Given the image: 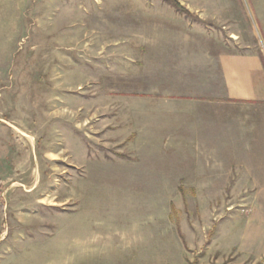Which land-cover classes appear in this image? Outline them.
<instances>
[{
    "label": "rangeland",
    "instance_id": "rangeland-1",
    "mask_svg": "<svg viewBox=\"0 0 264 264\" xmlns=\"http://www.w3.org/2000/svg\"><path fill=\"white\" fill-rule=\"evenodd\" d=\"M177 1L0 0V264H264V107L202 122L256 180L174 173L225 157L174 96L224 93L222 54L264 65V0Z\"/></svg>",
    "mask_w": 264,
    "mask_h": 264
},
{
    "label": "crops",
    "instance_id": "crops-1",
    "mask_svg": "<svg viewBox=\"0 0 264 264\" xmlns=\"http://www.w3.org/2000/svg\"><path fill=\"white\" fill-rule=\"evenodd\" d=\"M218 65L224 93L209 94L207 92L202 95H176L174 97H192L186 102L195 109L194 115L196 119H200V126L198 127L195 126V122L194 124L192 123L190 129H187L185 126L180 127V132L185 131L190 134H196V136H191L188 141V138H186L185 143L188 144L186 147L190 149L193 142L196 141L194 139H198L204 148L220 147L219 149L224 151L225 157L218 161H210L209 157L206 159L192 157L189 160L190 163L184 160L179 163L175 162L174 164L177 167L174 168V173L180 171V175L184 180L185 176L182 174L183 170L181 167L187 165L188 168H191L192 166L191 169H187L186 167L184 170L189 173L187 177L189 181H194L200 177H216L215 181L221 183L224 190L229 182L240 181L241 176L257 179V158L255 157L257 153L256 155L248 154L246 158L239 154L237 159L231 158L232 156L229 151H233L231 149H234V151L238 150L237 143L234 144L232 138V145L225 138H222L223 141L211 138V135H209L210 132H208V129L205 130L203 128L204 125L202 122L204 119L212 121L216 118L217 121L223 124L227 122L229 124L233 119L232 126L228 129L236 133L241 131V122L245 123L247 117L257 119V107H264V65L259 56L252 52L222 54L218 59ZM206 87V91H211V84L209 82L206 83ZM178 102V105H181L184 101L179 98ZM196 107L205 110H199ZM221 118L223 121H221ZM237 122L238 125L236 126ZM242 155L244 156V154ZM234 166L237 167L236 171L234 170ZM235 190L248 192L245 186Z\"/></svg>",
    "mask_w": 264,
    "mask_h": 264
},
{
    "label": "trees",
    "instance_id": "trees-1",
    "mask_svg": "<svg viewBox=\"0 0 264 264\" xmlns=\"http://www.w3.org/2000/svg\"><path fill=\"white\" fill-rule=\"evenodd\" d=\"M165 1H168V2H171L172 5L177 8V9H183V10H186L184 7L181 6V4L177 1V0H165ZM187 12V11H186Z\"/></svg>",
    "mask_w": 264,
    "mask_h": 264
}]
</instances>
